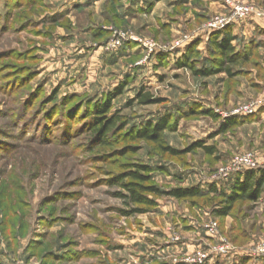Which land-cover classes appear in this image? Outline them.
Segmentation results:
<instances>
[{
	"label": "rangeland",
	"instance_id": "obj_1",
	"mask_svg": "<svg viewBox=\"0 0 264 264\" xmlns=\"http://www.w3.org/2000/svg\"><path fill=\"white\" fill-rule=\"evenodd\" d=\"M243 1L264 13V0ZM226 13L222 0H0V264H188L222 241L233 252L203 264H264L253 254L264 187L226 217V199L209 194L219 182L231 196L243 155L264 170V15L230 28L239 63L229 76L216 71L208 30ZM190 51L194 70L179 65ZM141 92L157 102L142 105ZM110 98L128 125L103 146L92 113ZM163 119L162 145L176 155L129 136ZM134 165L164 192L202 195L162 196L126 217L114 181Z\"/></svg>",
	"mask_w": 264,
	"mask_h": 264
},
{
	"label": "trees",
	"instance_id": "obj_2",
	"mask_svg": "<svg viewBox=\"0 0 264 264\" xmlns=\"http://www.w3.org/2000/svg\"><path fill=\"white\" fill-rule=\"evenodd\" d=\"M231 27L224 30L214 32L211 34V44L213 45L215 52L219 56L217 72H227L229 76H233L231 68L239 63V56L237 49L233 42L235 41L234 36L231 32ZM192 51L185 55L182 62L179 63L181 67H187L194 70ZM212 71L196 72L197 75H210ZM117 91V94L120 93ZM139 102L142 105H150L157 101L149 93L141 92L138 95ZM112 102L111 98L102 105H96L94 112L92 113V129L95 140L103 146H111L112 140L119 138V133L122 132L128 125L127 121L124 120L118 114H111ZM215 117V116H214ZM237 120L227 121L224 125H237ZM169 128L168 119L160 120L158 123L148 122L141 128H132L129 136L132 140H146L156 144L162 145V133ZM114 136L111 139L110 136ZM163 147V145H162ZM197 148H203L205 151L213 154V149L199 144ZM164 150L171 152L172 154H178L177 151L163 147ZM152 169L149 166L134 165L130 166L126 172L116 177L114 183L118 184L122 191L117 193V197L120 198L130 210L123 211V215L126 217L142 214L148 211V208L156 207V198L162 196L175 197L177 199L183 198H194L202 195L201 189H180L172 190L169 192L162 191L158 186L152 183ZM234 188L232 194L226 197L225 191L222 190V186L219 182L214 183L209 188V194L220 196L226 199L227 204L223 208L217 211L218 216L226 217L230 214L232 205L238 200H250L258 201L263 193L264 187V170L253 169L246 172L240 173L236 176L234 182Z\"/></svg>",
	"mask_w": 264,
	"mask_h": 264
},
{
	"label": "built area",
	"instance_id": "obj_3",
	"mask_svg": "<svg viewBox=\"0 0 264 264\" xmlns=\"http://www.w3.org/2000/svg\"><path fill=\"white\" fill-rule=\"evenodd\" d=\"M222 2L224 8L227 10V13L225 16L219 17L209 24L208 30L211 31V33L224 30L227 27H236L241 24H246L249 21L263 18L264 13L262 11L250 6L248 2L243 0H222ZM125 40L126 36L124 34H120L111 45L116 49L120 47ZM256 111V107H249L244 110V114L252 115ZM256 167L257 164L254 162L252 155H243L241 158L237 159L236 169L234 168L233 171L235 170L237 173H243L248 170L256 169ZM209 231L213 235L217 232L214 225L209 227ZM231 252H233L232 248L222 241V243L212 248V252H204L202 250L197 252L195 251L184 258V262L188 264H203V262L208 259L210 254L226 256ZM253 254L264 255V243H260L256 248H254Z\"/></svg>",
	"mask_w": 264,
	"mask_h": 264
},
{
	"label": "crops",
	"instance_id": "obj_4",
	"mask_svg": "<svg viewBox=\"0 0 264 264\" xmlns=\"http://www.w3.org/2000/svg\"><path fill=\"white\" fill-rule=\"evenodd\" d=\"M221 6V5H220ZM262 29L264 30V24H262Z\"/></svg>",
	"mask_w": 264,
	"mask_h": 264
}]
</instances>
